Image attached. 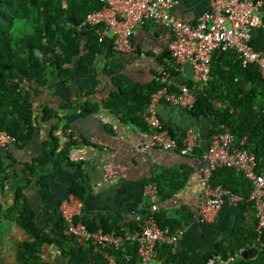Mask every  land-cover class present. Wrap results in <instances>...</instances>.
Listing matches in <instances>:
<instances>
[{"label": "crops", "instance_id": "1", "mask_svg": "<svg viewBox=\"0 0 264 264\" xmlns=\"http://www.w3.org/2000/svg\"><path fill=\"white\" fill-rule=\"evenodd\" d=\"M211 1L174 0L173 14L194 23L209 9ZM170 38L166 24L149 21L136 29L132 52L115 55L102 46L93 62L83 64L78 60L71 76L62 77L58 72L51 75L49 84L34 95L40 120L31 141L21 148L16 144L5 149L15 161L9 169L13 178L0 192V200L11 205L14 190L30 184L24 192L36 211V221L54 236L62 235L57 225L64 218L63 208H68L77 222L99 223L105 219L134 231L140 229L142 218L155 205V215H166L178 224L176 229L184 230L183 239L173 251L180 259L211 253L217 245L228 248L236 241L243 243L237 253L256 261L262 251L257 249L256 241L249 240L256 225L251 204L225 199L215 217L206 222L198 219L205 189L202 161L210 143L211 117L195 116L188 108L162 102L159 113L164 127L181 144L190 131L195 132L199 147L186 156L160 147L142 149L151 133L142 115L152 92L160 87L156 77L162 71H171ZM89 40L86 38L83 46ZM87 51L85 48L84 53ZM172 83L170 90L174 93L183 84L192 86L191 92L196 93L190 69L173 71ZM260 100L257 96L256 101ZM42 106L52 110L50 118L42 119ZM75 133L80 135L78 139L73 137ZM51 134L58 141L56 154L46 164H39L36 173L31 172L27 165L45 157V143ZM256 140L258 137L253 144ZM40 174L48 182L45 197L37 183ZM230 177L221 176L219 180L225 183L229 179L235 185L240 176L234 173L232 180ZM150 182L158 188L154 196L148 197L144 186ZM246 184L249 187L248 181ZM75 188L82 191V196L73 192ZM27 239L28 233L15 219H3L0 264H17V247ZM62 250L68 251L69 247L44 246L42 252L50 262L47 253L61 254ZM123 252L132 250L126 248ZM76 253L75 257L61 254L65 264H92L95 252L91 248L81 246ZM125 259L129 261V256Z\"/></svg>", "mask_w": 264, "mask_h": 264}, {"label": "trees", "instance_id": "2", "mask_svg": "<svg viewBox=\"0 0 264 264\" xmlns=\"http://www.w3.org/2000/svg\"><path fill=\"white\" fill-rule=\"evenodd\" d=\"M103 5L102 0H0V126L17 136V145L20 148L30 142L35 133L40 120V110H37L34 95L41 87L49 84L51 75L58 72L62 77L71 76L78 60L83 64L93 62L94 56L102 51V46L107 53H113V39L107 38L99 42L92 28L78 29V24L84 21L88 13L100 9ZM86 38L90 40L85 47L83 43ZM252 44L256 49H264V29H257L253 33ZM85 48L88 49L87 53H84ZM26 81L29 82L28 88ZM195 86L197 100L190 111L195 116L212 118L209 137L221 125L229 127L235 137V146L251 149L256 154L259 170H263L264 78L259 67L251 64L244 68L235 51L217 50L213 55L208 85L201 87L195 83ZM257 96H261L259 102L256 101ZM41 111L43 120L50 118L51 109L42 106ZM257 137L258 140L253 144ZM45 147V157L27 165L31 172L36 173L39 164H46L56 154L57 138L51 134ZM14 161L8 151L0 149V192L13 178L9 169L14 166ZM234 173H237L234 169L217 168L212 174L211 183L214 186L220 185L234 194L248 197L251 184L240 173H237L240 177L235 185L229 179L225 183L219 180V177L225 175L231 176L232 180ZM246 181L249 182V187ZM37 183L41 195L45 197L48 190L45 175L40 174ZM28 185H19L14 190L11 205H4L0 200V234L3 219H15L29 235V239L22 241L17 247V264H52L45 259L42 252L44 246L50 245H56L58 248L67 246L69 250H62L61 254L65 257L77 256L76 252L81 246L73 237L64 234L63 231L67 227L64 218L57 225L61 236H54L45 227L38 225L36 211L24 192ZM73 192L82 196V191L78 188ZM155 216L163 228L175 230L178 226L166 218V215ZM82 223L90 230H123L105 219H101L99 223L89 220ZM250 235L249 240L256 241V225ZM242 247V242L233 241L228 248L217 245L211 253L189 255L180 259L169 245L159 243L156 262L207 264L214 255L227 257L237 253ZM126 248H131L132 253H124ZM108 250L113 252L119 262L140 264L136 243H128L121 248L111 247ZM126 256H129V261H126ZM90 261L92 264H105L104 259L96 253ZM236 264H264V251L256 261L246 260L242 256Z\"/></svg>", "mask_w": 264, "mask_h": 264}, {"label": "built area", "instance_id": "3", "mask_svg": "<svg viewBox=\"0 0 264 264\" xmlns=\"http://www.w3.org/2000/svg\"><path fill=\"white\" fill-rule=\"evenodd\" d=\"M102 1L103 7L88 13L84 21L78 24V29L92 28L99 42L111 37L115 55L132 52L131 39L136 29L149 21L164 23L170 30L172 67L171 71H162L156 77L160 87L152 92L150 102L143 112V121L151 129L149 142L142 144L144 150L160 147L186 156L194 154L199 147L195 132L190 131L181 144L160 119L159 106L162 102L192 109L197 100V96L186 84L180 85L178 93L170 90L173 71L190 69L193 81L205 87L211 78L214 53L217 50H232L237 53L242 67L255 64L264 78V49H256L252 44L253 33L257 29H264L263 0H212L209 9L200 14L194 23L173 14L174 0ZM73 137L78 139L80 135L75 133ZM209 138L210 143L202 161L205 189L198 206V219L206 222L215 217L225 199L249 203L256 220L257 249L264 251V169L259 170L256 154L251 149L235 146V137L229 127L221 125ZM17 142L16 135L0 126V149L16 145ZM220 167L234 169L250 182L248 197L211 183L213 172ZM157 188L156 183L150 182L144 186V194L154 196ZM155 210L156 206L152 205L142 218L139 230L106 232L102 228L87 229L81 221H74L73 213L68 208H63L62 215L67 223L65 234L73 237L78 245L91 248L104 259L105 264H124L108 249L121 248L128 243L138 245L140 264H157V245L164 243L175 251L184 237V230L161 227ZM242 256V252L227 257L214 255L207 264H236Z\"/></svg>", "mask_w": 264, "mask_h": 264}, {"label": "rangeland", "instance_id": "4", "mask_svg": "<svg viewBox=\"0 0 264 264\" xmlns=\"http://www.w3.org/2000/svg\"><path fill=\"white\" fill-rule=\"evenodd\" d=\"M27 87L29 86V82H26ZM46 257L50 259V263L52 264H65V257H63L60 253H47Z\"/></svg>", "mask_w": 264, "mask_h": 264}, {"label": "water", "instance_id": "5", "mask_svg": "<svg viewBox=\"0 0 264 264\" xmlns=\"http://www.w3.org/2000/svg\"><path fill=\"white\" fill-rule=\"evenodd\" d=\"M245 253H243V255H244Z\"/></svg>", "mask_w": 264, "mask_h": 264}]
</instances>
